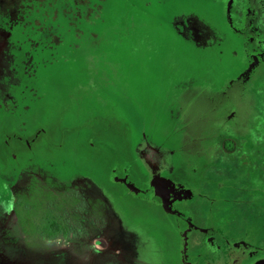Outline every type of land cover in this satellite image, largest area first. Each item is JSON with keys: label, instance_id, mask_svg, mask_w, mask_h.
I'll list each match as a JSON object with an SVG mask.
<instances>
[{"label": "rangeland", "instance_id": "374dc122", "mask_svg": "<svg viewBox=\"0 0 264 264\" xmlns=\"http://www.w3.org/2000/svg\"><path fill=\"white\" fill-rule=\"evenodd\" d=\"M222 1L134 0L143 11L126 16L139 29L125 53L101 40L112 36L105 19L124 17L110 15L112 0H0L1 139L43 133L44 106L68 132L61 149L33 145L16 150L15 162L0 160V264H161L158 249L175 255L172 219L154 201L119 196L115 204L111 154L115 171L129 157L137 175L207 184L186 206L195 205L204 224L215 221L216 239L249 238L264 252L250 212L264 204L253 189L264 184V55L254 33L239 27L248 0L235 5L237 26ZM259 27L264 33V13ZM50 76L61 91L46 90ZM227 138L233 154L222 149ZM89 141L109 147L94 162L75 161L70 144L84 150ZM244 159L258 163L246 169ZM210 163L222 176L206 178ZM215 183L228 193L216 190L217 211L206 202ZM252 263L264 264V254Z\"/></svg>", "mask_w": 264, "mask_h": 264}, {"label": "flooded vegetation", "instance_id": "af4514ba", "mask_svg": "<svg viewBox=\"0 0 264 264\" xmlns=\"http://www.w3.org/2000/svg\"><path fill=\"white\" fill-rule=\"evenodd\" d=\"M225 1L228 0H223L222 1L223 4L224 5H226V3L228 4V2ZM235 1H237L238 3V0ZM263 13H264V0H249L248 6L246 7L242 17L244 18L243 24L237 23L236 13L235 15L232 14L231 17H233V23L235 22L234 26H237V24H239V27H243L244 29L245 28L247 29L245 33L246 35L252 37V33H254L255 36L254 39L256 41L255 45L259 49V54L262 53L264 55V33L260 30L259 27V20L260 17L263 15ZM249 15L252 16V18L251 17L249 18L248 17ZM261 61L263 62L264 59ZM44 131L45 130L43 129V132ZM40 134H37L35 137L38 138ZM21 139H25L26 144L30 148L35 143L34 140H30L28 137H23V138L21 137ZM224 143L227 144L224 146ZM258 143L261 142L259 141ZM221 146L222 149L229 154H233L236 150V145L233 139H229V138L225 139ZM214 153L215 150L212 151L211 163L214 157ZM69 155L72 156L71 153ZM253 161L254 162L251 163L249 159H244L243 163L245 168L249 169L250 166L254 167L255 164L258 163L257 159H254ZM211 163L208 166L207 171H205V173L207 172L206 178H208L213 173L215 176H222L221 175L222 173L209 171V168H212V166L214 168L215 166V164H211ZM114 167L115 164L112 167L111 169L112 171L110 174H113ZM116 169H117L116 170L117 178L120 180H125V183L114 181L113 178L111 179V181L114 182V185L109 184L110 183L109 179L106 181L109 185L118 187L113 191L115 194L114 202L116 205H118L116 197L119 198V196L122 199L128 198L133 202L134 201L138 202L140 200L141 201L151 200L154 201V205H155L154 209L161 211L164 215L172 219L173 223L172 224L170 223V226L168 227L174 233V238L173 237L172 238L177 242V247H176L177 253L175 255H170L169 253H163L161 250L158 249L159 251L158 255L160 257L161 264H198L197 262L199 260L200 261L204 260L205 263L203 264H249V260L250 261L253 260V256H258L261 253L264 254V252L260 250L261 248L255 246L253 243L246 242V241H251L249 238H239V239L233 238L235 242L226 240L221 237H218V239H216V237L213 236L215 233V227L213 226L215 224V221L211 222V220L208 218L206 224H204L202 221H200V216L202 212H198L195 205L194 206L191 205L189 207L186 206L188 205L187 202L192 200L194 194H196L195 192L196 187H198L197 190H201V193H203L205 190L204 186H206L207 184L203 185V183L200 184L195 182L194 183L195 185L192 187L187 185L182 180L175 178L174 174L172 175L162 174L161 176H156L152 179L148 177L146 178V175L144 176V174L137 175L135 174L136 169L134 166V162L132 158L130 159L129 157H127L122 162L121 166H118V168ZM255 176H256L255 179H258L257 173L255 174ZM261 182L262 181L256 180L255 181L256 187L254 186L253 189L258 190L259 191L258 194L261 196V197L257 196L256 200L263 202L264 189L262 186H264V184ZM250 183H251L250 180L246 177L245 185L251 191L252 189H250V187L252 185ZM222 184H224V181L222 182ZM129 185L134 186L137 190H130ZM220 185L215 183L214 185L215 189L213 188L215 191L210 193V195L212 196H210L209 199L206 201L211 205L212 209L215 211H217V207L219 206L216 204V199L219 196V194L217 193L223 192L225 193V195L228 194L227 192H225L224 189L225 186L224 185L220 186ZM216 190H218V192H216ZM248 192L246 194H248ZM229 202L232 205L233 202L232 203L231 201ZM259 203L261 204V202ZM142 204L144 203L142 202ZM252 209H250L252 216L254 214H256V217L258 216V218L255 219L256 221L254 224L255 229L256 231L257 229H262V232L258 235L260 236L262 233H264V221H263L264 204H262L261 207L259 208L261 214L257 213L256 209L254 210ZM248 218H249L248 215H246L244 227L249 232L251 227ZM262 224L263 226H261ZM247 233L245 235L249 237V234ZM258 239H264V235ZM218 255L221 257L218 258ZM176 257L179 258L178 261Z\"/></svg>", "mask_w": 264, "mask_h": 264}, {"label": "trees", "instance_id": "16d2710c", "mask_svg": "<svg viewBox=\"0 0 264 264\" xmlns=\"http://www.w3.org/2000/svg\"><path fill=\"white\" fill-rule=\"evenodd\" d=\"M249 1V0H248ZM147 1H143V5H146ZM228 2V7H227V12L229 13V17L231 24L234 26L233 23V15H235V5L237 3V1L234 0H228L225 1ZM112 7H111V12L110 15L114 13V17H116L118 14L120 16H124L121 20H119V18H116V22H111V20H109V18L105 19V24L102 28L103 32H110V34H112L111 36V40H107L106 37L102 38L101 40L105 43V46H108L109 48L111 47H115L116 44L119 46V50L122 52V49L124 50L125 53H127V49L129 50L130 43L132 41V43L134 42V39H138L137 37H135V31H138L139 29V21L138 20H132L130 17H126L128 15H138L139 12H142L143 9L140 7V4L137 2L135 3L134 0H112ZM226 5V6H227ZM253 7V6H252ZM251 7V8H252ZM230 9H232V11H230ZM245 11V10H244ZM118 15V16H119ZM114 29V30H113ZM146 29V28H145ZM117 31L119 33V36H115V34L113 35V33ZM109 34V33H108ZM110 37V36H109ZM146 36H139V39L142 41ZM122 39V40H121ZM90 44L93 43L92 40H89ZM117 41V43H116ZM140 41V42H141ZM100 43V42H99ZM111 51V50H109ZM95 55H97L100 58V54H105L104 51H96L94 52ZM103 59V58H101ZM110 60V59H109ZM56 78H53L52 76L49 77L48 79V83L46 84L45 88L47 91H51L53 90V86H56L59 88V90L61 91L63 87V84L58 83L57 81H55ZM52 88V89H50ZM44 104V103H43ZM42 104V105H43ZM44 106V105H43ZM45 110H47L45 115V122L44 124L41 123V125L38 126V129H44L45 131L39 135L38 138H36L35 136L32 137L30 140H34V146L35 147H39L40 149H47V150H58L63 148L64 146L68 145L66 142V137L68 136V132H64L63 128H62V120L63 117H61V115H56L53 112L52 108H47L45 107ZM52 109V110H51ZM114 121H116L115 119H113ZM121 122V121H120ZM119 122V123H120ZM58 124V125H57ZM118 124V122H117ZM103 123H102V127H103ZM121 125V124H119ZM2 124H0V135H4V130H2ZM106 127V126H104ZM96 128V127H95ZM98 129V128H97ZM96 130V129H95ZM103 134L107 135V133L104 131L105 128L103 129ZM61 135L62 137L58 140L60 143H57V139L59 138L58 135ZM57 135L56 139H52L51 137ZM21 135H18L16 133H13V135L8 138V139H1L0 137V160L2 161H8L6 159L10 158L11 161L15 162V154H17L18 152H21L23 150H26V152H30L31 148L28 147V145L25 142V139H21ZM23 138V137H22ZM89 139V138H87ZM44 140V141H42ZM39 144L37 146V144ZM104 143H92V141H89L87 146L84 148V150H82L81 145H78V147H76L77 144L73 145L70 144V153L72 154L73 159L76 161V159L81 160L86 157L88 158L89 162H94L96 160L97 157L101 156L99 154L100 149L103 147H109L108 144H104ZM227 143H224V146ZM17 150V151H16ZM232 152V151H230ZM98 153V154H97ZM99 155V156H97ZM127 157V156H126ZM117 154H111L109 155V159L112 160V165L114 166V164L116 165L118 159H117ZM106 158V161L109 160ZM84 160V159H83ZM101 162L103 163V161L101 160ZM90 165V164H87ZM112 166V167H113ZM112 169V168H110ZM137 172V171H135ZM138 173V172H137Z\"/></svg>", "mask_w": 264, "mask_h": 264}, {"label": "water", "instance_id": "95a60500", "mask_svg": "<svg viewBox=\"0 0 264 264\" xmlns=\"http://www.w3.org/2000/svg\"><path fill=\"white\" fill-rule=\"evenodd\" d=\"M113 174H114V175H113V176H114V179L117 181L118 178H117V176H116V171H114ZM123 182H125V181H123ZM130 188H131L132 190H136V188H135L134 186H131Z\"/></svg>", "mask_w": 264, "mask_h": 264}]
</instances>
